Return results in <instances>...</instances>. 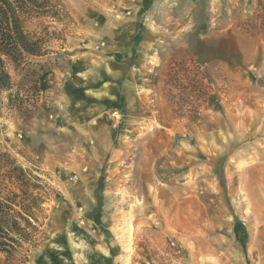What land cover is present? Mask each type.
I'll use <instances>...</instances> for the list:
<instances>
[{
    "label": "rangeland",
    "instance_id": "1",
    "mask_svg": "<svg viewBox=\"0 0 264 264\" xmlns=\"http://www.w3.org/2000/svg\"><path fill=\"white\" fill-rule=\"evenodd\" d=\"M52 4L0 98L2 151L50 189L0 264H264V0ZM63 117L43 171L19 141Z\"/></svg>",
    "mask_w": 264,
    "mask_h": 264
},
{
    "label": "trees",
    "instance_id": "2",
    "mask_svg": "<svg viewBox=\"0 0 264 264\" xmlns=\"http://www.w3.org/2000/svg\"><path fill=\"white\" fill-rule=\"evenodd\" d=\"M44 17L61 21L52 0H0V98L4 92L12 89L6 61L21 66L28 61V57L42 56V44L26 33L25 21ZM2 163L9 168L8 178L24 189L21 203L17 202L18 195L11 194L0 204V253L9 254L15 251L16 247H21L22 243H30L32 236L38 231L33 224L38 223L33 211L38 209L43 201L40 196H33L28 190L50 188L45 181L22 168L4 153L0 144V165ZM13 205L19 206L22 212H16L12 208Z\"/></svg>",
    "mask_w": 264,
    "mask_h": 264
},
{
    "label": "crops",
    "instance_id": "3",
    "mask_svg": "<svg viewBox=\"0 0 264 264\" xmlns=\"http://www.w3.org/2000/svg\"><path fill=\"white\" fill-rule=\"evenodd\" d=\"M78 115V114H77ZM37 120H33L29 124H21L22 127H24V130L33 131V127L37 125ZM67 121H65V117L55 120V121H49L47 119L41 120V125L42 126H49L52 127V136H46V135H40V134H35V136H24L25 137V142L22 143L19 141V146L18 149L22 150L23 152H26L28 155L32 156L35 159H38L39 161V166L42 168L43 171H48L51 170V164L49 160H51L52 156V143L54 140L57 138L54 134L55 126L58 127L60 131L65 129ZM4 137H14V136H0V140L3 139ZM60 140L65 137L64 134L60 133L59 136ZM63 140V139H62ZM92 188H97L98 184L96 182H91ZM89 207L92 209V211H95L96 206L91 202H89ZM93 231V230H92ZM101 238V237H100ZM104 259H107V255H103Z\"/></svg>",
    "mask_w": 264,
    "mask_h": 264
},
{
    "label": "bare ground",
    "instance_id": "4",
    "mask_svg": "<svg viewBox=\"0 0 264 264\" xmlns=\"http://www.w3.org/2000/svg\"><path fill=\"white\" fill-rule=\"evenodd\" d=\"M129 224V223H128ZM130 234H131V232H130ZM118 235V234H117ZM123 241V240H122ZM125 243V242H124Z\"/></svg>",
    "mask_w": 264,
    "mask_h": 264
}]
</instances>
